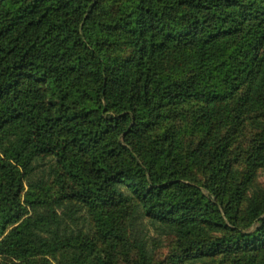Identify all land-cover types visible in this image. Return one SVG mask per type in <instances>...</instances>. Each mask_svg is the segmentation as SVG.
<instances>
[{
  "label": "trees",
  "instance_id": "obj_1",
  "mask_svg": "<svg viewBox=\"0 0 264 264\" xmlns=\"http://www.w3.org/2000/svg\"><path fill=\"white\" fill-rule=\"evenodd\" d=\"M249 12L245 0H0V264H117L113 238L153 264L144 220L194 247L180 264H264V193L247 196L264 128L240 183L225 144L206 153L218 177L200 183L140 136L169 106L205 101L216 116L245 85L264 100V12L248 27ZM112 31L131 57L108 52ZM170 55L186 76L162 69ZM122 132L138 155L94 149Z\"/></svg>",
  "mask_w": 264,
  "mask_h": 264
},
{
  "label": "rangeland",
  "instance_id": "obj_2",
  "mask_svg": "<svg viewBox=\"0 0 264 264\" xmlns=\"http://www.w3.org/2000/svg\"><path fill=\"white\" fill-rule=\"evenodd\" d=\"M245 1L250 6L247 21L248 27H250L255 22L251 17L254 14L264 12V0ZM227 10L230 9L227 8ZM207 19L210 20L211 17L209 16ZM107 50L111 55L117 56L119 59L129 58L133 53V48L129 46L125 35L119 32L115 33V31L110 32L107 38ZM260 52L264 54V39L261 42ZM181 62H184L183 57L170 55L165 57L161 67L166 72L176 73L180 71L186 76L188 74V66L186 64L183 65ZM241 81H244V79ZM30 86L36 85L25 84L22 85V88ZM36 87L43 89V85H37ZM246 88L247 85L243 86L231 98L232 100L229 101L231 102L230 105L222 107L216 116L212 112H205V101H190L164 108L156 125L140 133L141 140L144 143L146 142V144L150 140L158 142V145L166 152L168 157H171L183 171L196 178L195 180L200 183H205L211 178L215 179L218 177L214 169L215 162L210 161L212 158H207L206 153L208 149H215L219 145L225 144V157L230 160L233 181L240 183L245 177H248L247 161L251 150L259 146L263 141L262 131L264 128V100L259 99L254 94L248 97L245 95ZM236 117L239 118L234 121ZM125 134L122 132L117 137L118 141L112 136V138L105 139L103 142L101 140L98 141L93 147L103 151L111 148L115 143L116 145L122 144L119 149L123 153L127 152L125 149L134 152V148H139L136 143L140 139L135 135L125 137ZM195 152L197 155L192 157ZM69 153L73 155L76 151L69 150ZM134 154L138 155L135 152ZM78 156L83 155L79 154ZM109 157L119 156L109 154ZM225 172L220 170L219 175H224ZM65 186L66 183H64ZM60 188L58 185L52 187L51 194L56 195ZM26 191L25 189L21 195V202L24 205ZM254 192L264 193V168L259 169L255 173L247 196L251 197ZM245 206L246 202L242 204V208L245 209ZM27 209L29 210V207ZM141 228L152 238L149 242V248H154L153 264H180L188 257L189 253L195 251L190 244L187 245L186 242L174 236L156 235L145 220ZM112 243L116 244V247L109 243L107 247L115 256L117 264H137L138 256L135 249L131 246V240L127 239L125 244L123 240L113 238ZM235 258V254H227L220 255L214 260H204L192 264H233ZM46 259L49 260L50 264H56L58 258L47 257ZM185 264H191V262H186Z\"/></svg>",
  "mask_w": 264,
  "mask_h": 264
}]
</instances>
